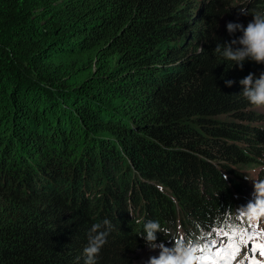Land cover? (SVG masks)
<instances>
[{"label": "trees", "instance_id": "1", "mask_svg": "<svg viewBox=\"0 0 264 264\" xmlns=\"http://www.w3.org/2000/svg\"><path fill=\"white\" fill-rule=\"evenodd\" d=\"M234 1L0 0V264H85L94 224L95 264L235 227L264 164L240 81L264 64L222 55Z\"/></svg>", "mask_w": 264, "mask_h": 264}, {"label": "clouds", "instance_id": "2", "mask_svg": "<svg viewBox=\"0 0 264 264\" xmlns=\"http://www.w3.org/2000/svg\"><path fill=\"white\" fill-rule=\"evenodd\" d=\"M239 11L241 14L248 15L247 9L243 7ZM227 28L229 33L241 31L242 36L232 41L233 44L238 43L241 47L233 49L229 45L223 50L222 55L225 59L235 62L241 69L246 59L257 64H264V15L259 13L253 15L246 27L242 24L229 23ZM216 51L219 52L220 48L218 47ZM240 83L244 89L243 96L250 104L256 108H264V72L259 76L249 73ZM246 179H248L247 176ZM254 189L255 200L236 209V218L252 229H260L261 223H264V180H254ZM107 223L108 221H104V224ZM145 227L147 239L155 240L154 231L159 228V225L150 223ZM101 228V224L92 226L91 232L95 235L90 238L88 246L84 248V255L87 257L85 264H95V257L106 242V233L101 231ZM261 232L264 234V230ZM199 251L198 245L192 243L186 245L183 240H180L176 242L173 249H166L160 260L153 259L151 264H202L198 255Z\"/></svg>", "mask_w": 264, "mask_h": 264}, {"label": "rangeland", "instance_id": "3", "mask_svg": "<svg viewBox=\"0 0 264 264\" xmlns=\"http://www.w3.org/2000/svg\"><path fill=\"white\" fill-rule=\"evenodd\" d=\"M237 3L241 4L242 1L235 0L231 4V8H233L232 10L233 17L238 18L237 14L239 12V7L234 6ZM262 8L263 7H256L254 13H248V15H245L244 19L242 20L243 25L246 27L247 24L252 20L253 15L259 13ZM227 19L228 17L226 15H223L221 18V20H224V22H226ZM253 109L259 112L263 116L261 121L260 120H259L260 122L256 121V123L259 122L260 125L264 127V108L253 107ZM241 168L242 169H240V171L243 172V174L247 176L248 179L245 178L243 182V184L245 185L244 196L237 198V200L241 199L239 201V203L241 204L240 206H244L250 200H244L243 198L248 196V199H252V197H254V193L256 192L254 189V180H262V178L264 177V164H261V166H257V167L250 168L245 166ZM255 198H253V200H255ZM234 226L235 227L231 229L214 227L209 231H203V236L200 239V241L202 244L206 246V249L202 250L201 247L198 245L200 249L198 255L200 257H207V258L202 260V264H241V262H243V264H249V260H250L249 249L252 248L254 245H264V234H262L261 232V230H264V223H261L260 229H252L246 223L235 218ZM184 231L185 230L181 228L177 229V234H176L177 242L183 240L184 243L187 245L188 235L184 236L183 233ZM245 232H250L253 234V239L249 241L247 245H245L240 240V236ZM233 236L235 238V243L239 246V251L238 253H236L235 259H230L233 255V248L228 247V244L230 242L229 238ZM174 245H175V241L169 240L168 242H161L156 245H153L152 247L141 249L134 256V264H151V261L153 259L160 260L162 255L165 254V250L173 249ZM213 245H215L214 248L212 247ZM209 249H211V251H209ZM217 249H223V258L214 255ZM255 259L256 261L259 262V264H264V256L260 255L259 249H256L255 251Z\"/></svg>", "mask_w": 264, "mask_h": 264}, {"label": "snow or ice", "instance_id": "4", "mask_svg": "<svg viewBox=\"0 0 264 264\" xmlns=\"http://www.w3.org/2000/svg\"><path fill=\"white\" fill-rule=\"evenodd\" d=\"M246 237V239H245ZM253 239V234L250 232H245L240 236V240L247 245V243L249 241H251ZM230 242L228 244V247L233 248V255L230 259H235V255L236 253H238L239 251V246L235 243V238L230 237L229 238ZM213 248L215 247V245L212 246ZM256 249L260 250V255L264 256V245H254L252 248L249 249L250 252V260H249V264H259L258 261H256L255 259V251ZM209 251H211V249H209ZM216 256H219L221 258H223V249H217L216 253L214 254ZM207 257H200L201 260L206 259ZM241 264H243V262H241Z\"/></svg>", "mask_w": 264, "mask_h": 264}]
</instances>
